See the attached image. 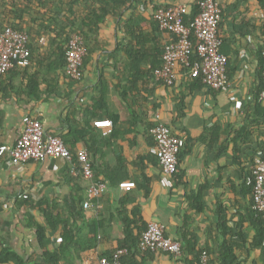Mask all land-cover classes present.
Wrapping results in <instances>:
<instances>
[{"label": "crops", "instance_id": "0c3cea01", "mask_svg": "<svg viewBox=\"0 0 264 264\" xmlns=\"http://www.w3.org/2000/svg\"><path fill=\"white\" fill-rule=\"evenodd\" d=\"M197 2L136 3V26L149 37L144 46L162 48L171 38L154 21L158 9L186 4L190 12ZM219 2L221 50L229 58V86L221 90L209 89L182 65L172 83L156 75L148 78L146 71L155 61L153 52L140 53L138 72L133 70L121 29L131 10L119 22L109 18L88 41L89 59L80 81L65 76L56 63L47 64L56 60L48 36L35 43L46 53L36 54L26 73L15 70L9 97L0 93V146H14L24 130V117L34 115L47 133L60 135L73 152L88 151L94 176L73 173L74 160L44 157L16 162L5 156L0 164V252L8 248L25 264H42L46 251L59 247V230H49L44 247L31 224L32 216L46 225L41 210L17 204L31 199L57 205L73 228L77 242L70 245L61 264H100L102 257L120 247L126 215L135 219L136 234L140 228L144 231V224L158 220L166 225L169 236L182 243L196 240L197 249L207 252L210 264H220V248L226 239L233 243L242 264H264V245L253 247L252 195L243 185L241 166L234 161L232 141L235 131L255 116L264 8L258 0ZM36 71L43 80L38 97L29 93L28 86L30 74ZM158 112L186 141L171 188L160 183L161 162L151 152V129ZM99 119L113 121L109 132L94 125ZM254 132L242 146L247 169L254 155L251 148L264 141V123ZM92 180L107 184V189L86 207ZM199 199L201 210L196 206ZM193 260L187 251L181 257L157 251L137 255V264H191Z\"/></svg>", "mask_w": 264, "mask_h": 264}, {"label": "built area", "instance_id": "2783aa9c", "mask_svg": "<svg viewBox=\"0 0 264 264\" xmlns=\"http://www.w3.org/2000/svg\"><path fill=\"white\" fill-rule=\"evenodd\" d=\"M200 11L191 26L183 21V15L189 12L186 4H177L157 10L155 18L161 30L171 35L165 44L163 66L155 71L159 79L172 83L176 78V69L182 65L188 67L191 77H201L203 84L209 89L221 90L229 86L227 76L228 56L222 52L223 40L220 35L222 8L219 0H198ZM198 40L197 58L191 61L193 42L192 33ZM30 37L27 32L14 29L11 26L0 30V77L7 74L17 65L29 66L32 51L29 47ZM87 50L83 37L73 34L68 42L66 70L68 75L80 81L84 77V60ZM264 57V51H263ZM259 102H264V89L259 94ZM156 123L151 129L154 144L151 152L157 155L161 162L162 186L171 188L174 177L178 172L179 155L186 145L185 138L176 134L171 126L161 119L158 112L155 115ZM24 130L14 146H0V164L5 156L16 162L40 160L44 157L65 158L74 160L72 172L82 173L87 178L93 179V165L86 149L73 152L58 134L45 131L41 119L34 115L24 117ZM94 125L109 132L113 127L111 119H99ZM108 130V131H107ZM79 165L82 169L79 170ZM253 184L254 209L261 212L264 217V153L259 150L253 168V179H248ZM107 189V184L92 180L87 189L88 207L93 199L101 196ZM143 251L168 252L175 257L181 255V243L167 234L166 225L158 220L149 222L140 240ZM126 248L117 249L112 256L100 259V264H124L123 256ZM208 258L204 252V259Z\"/></svg>", "mask_w": 264, "mask_h": 264}, {"label": "trees", "instance_id": "16d2710c", "mask_svg": "<svg viewBox=\"0 0 264 264\" xmlns=\"http://www.w3.org/2000/svg\"><path fill=\"white\" fill-rule=\"evenodd\" d=\"M258 1L259 4L264 8V0ZM142 2H144V0H0V30L11 26L14 29L27 32L30 37L29 47L32 51L31 64L29 66L17 65L7 74L0 77V93H2L5 98L9 97L11 95V91L9 89H14L13 76H15V70H22L23 73H26L33 64V61L36 58V54H39L41 56L42 54L44 55L46 53L41 51V46H35V43H38L41 37L48 36V38H50V42L52 44L50 48L51 50H53L52 52L54 53V58L56 59L52 62H47V64L51 65L52 67L56 63L57 68L63 70L65 76L70 77L66 70V51L71 36L76 33L80 34L83 37L84 44L87 50V54L84 60L85 66L86 62L89 59L88 41L92 40L93 37L98 34L101 26L109 18L115 19L116 22H119L120 20H122V17L127 13L128 10H131L132 13L123 23L121 29L126 34L127 48H125L127 50V54L132 58V69L138 72L136 66L138 63H140L138 59V55L140 53L144 54V51L147 53L153 52L155 61H152L146 71V74L148 78L154 77L155 71L163 66V54L165 45L162 46V48L154 47L153 49L146 48V46H144V43L147 44V42L149 41V37L145 35L146 33L143 30H139L136 26L137 17L139 16L138 6H136V3L140 4ZM199 11L200 8L197 2L192 6L190 12L183 15V21L187 25L191 26ZM154 21H156L155 23L159 29L160 25L155 17ZM191 39L193 42L191 61H193L198 56V40L194 36V32L192 33ZM54 43L56 44V47L53 46ZM263 51L264 45L259 50L261 56V72L260 87L256 95L257 104L255 116L250 121V123L235 131V137L232 140L234 142V161L241 166L244 179L243 185L244 187L248 188V191L252 195L251 215L254 227L256 228V235L254 237V240L252 241L253 247H261L264 245V217L261 212H258L253 208V184H249L248 179L250 177L253 179V168L255 157L258 151L261 150L264 153V141L258 142L257 148H251V150H253L254 152V155L250 159L251 165L248 169L246 167L247 160L242 155V152H244V148L242 146H244L254 135V129L259 128L264 123V104L258 101L259 94L264 89ZM184 68L187 71L189 69L188 67ZM39 76V71L30 74L28 83L30 90L29 93L36 97H38V92L40 90L39 85L41 86V84L43 83V80L39 78ZM132 78V80H137L135 77ZM197 79H199L201 83L203 82L201 77H197ZM48 85L51 84L48 83ZM78 167L79 170L82 169L81 165H79ZM19 201L17 203L19 206L26 205L29 209L38 208L44 215L46 225L36 222L34 218H32V216L30 219L31 224L33 226H36L39 239L44 247L48 238L49 230H59L61 232V243L59 247L54 251H46V262L42 263L61 264V260L69 251L70 245L74 242H77L73 228L67 222V219L62 214L61 209L55 204H38L34 203L31 199L24 201L21 200V202ZM200 204L201 200L199 199V201L196 202L197 209L199 210L203 208ZM135 225H137L135 219H133L131 216L126 215L124 225V238L123 240H121V245L118 248L127 249V253L122 258L124 264H137V255L146 252L140 248V240L142 238L143 232L147 229L148 225L144 224V231L140 228L137 234L135 233ZM178 241L181 243L180 257L184 254V252L187 251L194 255V260L190 262L191 264H210L208 258L206 260L204 259V252L206 251L197 249L196 240L193 239L191 242L188 241L187 243L186 241H183L184 243H182L180 240ZM113 253H111L109 256H112ZM219 258L220 264H242L239 261L238 255L235 253L233 243L229 239H226L222 244L220 248ZM9 262H14L16 264H25L24 260L20 258V256H18L15 252L8 248H4L0 252V264Z\"/></svg>", "mask_w": 264, "mask_h": 264}]
</instances>
